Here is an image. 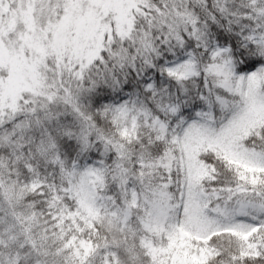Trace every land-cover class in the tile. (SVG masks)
<instances>
[{"label":"snow or ice","instance_id":"snow-or-ice-1","mask_svg":"<svg viewBox=\"0 0 264 264\" xmlns=\"http://www.w3.org/2000/svg\"><path fill=\"white\" fill-rule=\"evenodd\" d=\"M0 264H264V0H0Z\"/></svg>","mask_w":264,"mask_h":264}]
</instances>
